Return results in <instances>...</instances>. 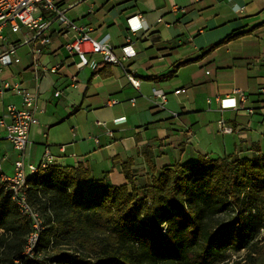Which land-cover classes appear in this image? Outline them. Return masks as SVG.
<instances>
[{
  "label": "crops",
  "instance_id": "obj_1",
  "mask_svg": "<svg viewBox=\"0 0 264 264\" xmlns=\"http://www.w3.org/2000/svg\"><path fill=\"white\" fill-rule=\"evenodd\" d=\"M58 5L89 35L106 37L117 62L87 54L96 67L79 66L65 48L74 33L47 14V44L24 27L6 31L19 62L0 70V86L7 80L30 89L41 111L22 152L0 127V175H10L20 157L37 165L45 147L53 165L82 164L92 179L113 185L125 183L121 167L128 160L135 179L150 174L147 160L158 173L164 165L199 156L251 158L254 146L264 151V0H58ZM129 18L132 26L141 18L145 28L128 42ZM37 47L41 52L33 59ZM153 89L164 91V103L152 96ZM177 89L183 91L174 93ZM233 98L235 105L227 107ZM8 104L22 108L21 96L0 92V116ZM118 118L124 121L115 124ZM219 121L230 131H220Z\"/></svg>",
  "mask_w": 264,
  "mask_h": 264
},
{
  "label": "trees",
  "instance_id": "obj_2",
  "mask_svg": "<svg viewBox=\"0 0 264 264\" xmlns=\"http://www.w3.org/2000/svg\"><path fill=\"white\" fill-rule=\"evenodd\" d=\"M146 162L142 185L129 160L120 185L92 179L82 164L28 177L27 202L42 222L27 253L31 220L0 175V264H229L226 248L245 251L230 264H264V151L199 156L158 173Z\"/></svg>",
  "mask_w": 264,
  "mask_h": 264
},
{
  "label": "built area",
  "instance_id": "obj_3",
  "mask_svg": "<svg viewBox=\"0 0 264 264\" xmlns=\"http://www.w3.org/2000/svg\"><path fill=\"white\" fill-rule=\"evenodd\" d=\"M46 14L54 18L59 25H62L66 29L65 32L70 30L74 33L72 40L65 45V48L68 52L78 57L79 66L89 65L92 68L96 67V63L89 60L87 54H97L104 62H117L106 37L95 39L89 35L85 26L79 25L66 17L58 5V0H0V70L4 66L19 62L16 48L6 36V31L16 33L21 27H24L32 31V37L38 39L41 45L49 43L50 37L47 32L51 28V23L45 16ZM130 20L131 18L127 22L128 33L126 41L128 42L130 41V34L138 29L145 28L141 18H138V24L135 26L130 25ZM40 52L41 48H33L32 58L35 59ZM51 71H54V68ZM128 79L133 85L138 84V81L133 79L131 75H128ZM4 90H12L21 96L22 108H18L14 104L6 105L4 113L0 116V127L4 131V138L12 148L17 152H22L29 143L30 129L38 124L36 113L41 110L37 106L36 95L30 89L21 87L19 83L6 80L0 86V92ZM179 91H183V89H177L174 93ZM234 92L237 93L241 100L245 99L244 92L239 90H234ZM58 94L59 92L54 93V95ZM152 96L159 98L162 103L165 102L166 96L162 89H153ZM221 100L224 101V99ZM226 100L229 101L231 98ZM234 105L235 100L233 98V101L228 102L226 106ZM123 121V118H118L114 120V123L118 124ZM218 127L222 132L230 131V128L223 125L222 121L218 122ZM107 134L111 136L110 131H107ZM53 161V155L48 147H45L37 165L26 162L20 157L13 162V172L10 175H1V181L8 196L15 203L19 213L28 217L32 223L33 230L29 234L25 245L26 253L31 250L35 243L42 222L41 216L27 202L28 185L26 179L39 170H45L49 165H52Z\"/></svg>",
  "mask_w": 264,
  "mask_h": 264
},
{
  "label": "rangeland",
  "instance_id": "obj_4",
  "mask_svg": "<svg viewBox=\"0 0 264 264\" xmlns=\"http://www.w3.org/2000/svg\"><path fill=\"white\" fill-rule=\"evenodd\" d=\"M134 180H135V183L137 185H142L148 180V176H146V177L145 176H138ZM227 217H228V213H225V214H223L222 218H227ZM263 234H264V229L261 230L259 236L261 237ZM222 253H223L224 262L228 261L230 264L231 262H233L235 260L241 259L242 256L244 255L245 251L243 249L238 250V251H233V250L226 248L225 250H223ZM155 264H167V263H159L158 262Z\"/></svg>",
  "mask_w": 264,
  "mask_h": 264
}]
</instances>
